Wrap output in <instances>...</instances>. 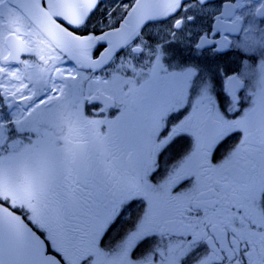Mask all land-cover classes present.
Instances as JSON below:
<instances>
[{"label":"snow or ice","instance_id":"6c2138e0","mask_svg":"<svg viewBox=\"0 0 264 264\" xmlns=\"http://www.w3.org/2000/svg\"><path fill=\"white\" fill-rule=\"evenodd\" d=\"M212 4L0 0V264H264V0Z\"/></svg>","mask_w":264,"mask_h":264},{"label":"flooded vegetation","instance_id":"af4514ba","mask_svg":"<svg viewBox=\"0 0 264 264\" xmlns=\"http://www.w3.org/2000/svg\"><path fill=\"white\" fill-rule=\"evenodd\" d=\"M109 3H111V0H108ZM227 2V0H213V4L212 7L213 9L217 8L218 6H220L222 3ZM238 13L240 11H244V9H239L237 10ZM103 14V11L101 12H97L95 17L93 18V23H95L96 18L100 17ZM172 24V17L169 16L166 18V20L164 22H160V23H156L154 24L151 28H149V32H151L152 34H156V33H160L163 34L164 31H166L168 28L171 27ZM213 21L210 18H205L203 21H200L198 23V28L197 30H199L200 28H203L205 30H207L210 26H212ZM224 35H228L227 33H221L220 37H217V39H222V37ZM234 36L233 35H229L228 38L230 40H234ZM118 55H120L121 59H123V54L119 53ZM93 58H96V53L94 51L93 53ZM246 58L241 56L239 53L237 52H233L230 55H228L227 57H224L223 59L219 60L218 63H220L223 66L224 72H226L227 74L231 75L233 73H243L245 71L246 65L243 63V61ZM134 63L136 61H133ZM146 61H141V65H143ZM195 62V61H194ZM120 63V60H115L114 62H110V64L103 70H101L100 72L97 73H93V72H83L80 71V73L83 76L88 77L87 80L83 81V87L85 88V90H87V88L89 87V80H93L95 78H101V79H107L110 76V73H112L114 70H116L118 64ZM249 63H251V61H249ZM64 68H70V69H76V67L71 64V62L64 57V64H63ZM77 79H79V77H77ZM243 82L246 85L247 90H245L244 88H241L237 91V95L241 96L242 100H243V107L246 110L248 107L251 106V98L249 97L250 92L252 91V85L254 83V81L249 78V77H243ZM222 89V84L219 82V78H217V82H216V92L218 94L219 97V101L220 102H226V97L225 94L221 91ZM19 103H22L20 101H18ZM95 112V109H93L91 106L86 105L85 106V114L92 116ZM113 113H115V115H113ZM107 115L109 116L110 119H115L116 116L120 115V112L118 110L115 109H111L109 110V112L107 113ZM235 142V141H231L230 143ZM188 147L187 142L182 141L179 145H177L176 147H174L168 154H166L161 163H166L167 161H169V159L171 158V156L175 155L177 152L186 149ZM163 169H161L162 171ZM139 211V206H134L132 209V212L135 214L136 212ZM17 214H19V212H17ZM27 223V221H25ZM31 226V225H30ZM123 227V222L121 223V225L117 226L116 228H114L108 236V239L110 241H114L116 239L119 238L120 232H121V228Z\"/></svg>","mask_w":264,"mask_h":264},{"label":"water","instance_id":"95a60500","mask_svg":"<svg viewBox=\"0 0 264 264\" xmlns=\"http://www.w3.org/2000/svg\"><path fill=\"white\" fill-rule=\"evenodd\" d=\"M71 60V59H70ZM75 65H76V63H75V61L74 60H71ZM79 69H83V70H91V69H88V68H79ZM100 69L98 68V69H96L94 72H97V71H99Z\"/></svg>","mask_w":264,"mask_h":264}]
</instances>
